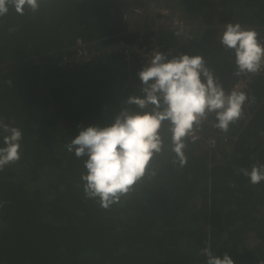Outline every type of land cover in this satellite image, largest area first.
Masks as SVG:
<instances>
[{
    "label": "trees",
    "instance_id": "16d2710c",
    "mask_svg": "<svg viewBox=\"0 0 264 264\" xmlns=\"http://www.w3.org/2000/svg\"><path fill=\"white\" fill-rule=\"evenodd\" d=\"M162 1L190 38L148 29L149 12L123 21L140 0H38L36 12L9 5L0 17V122L23 132L20 161L0 171V264H206V246L234 264H264V181L252 185L239 172L264 164V73L251 75L244 115L227 133L215 114L210 130L197 126L186 165L174 162L165 121L162 153L119 204L105 210L84 196L86 157L65 145L123 108L140 111L125 102L141 95L143 67L113 45L148 46L155 36L162 51L202 56L227 92L249 75H234V51L220 43L225 25L254 29L264 44V0ZM81 46L99 55L63 64Z\"/></svg>",
    "mask_w": 264,
    "mask_h": 264
},
{
    "label": "clouds",
    "instance_id": "9594fccd",
    "mask_svg": "<svg viewBox=\"0 0 264 264\" xmlns=\"http://www.w3.org/2000/svg\"><path fill=\"white\" fill-rule=\"evenodd\" d=\"M9 5L21 15L26 7L32 12L39 9L38 0H0V17L8 13ZM258 36L254 29H246L239 23L225 25L220 43L226 50L234 51L235 76L257 74L264 66V44ZM137 75L141 95L129 96L125 103L140 111L123 108L110 125L82 128L65 145L77 158L86 157V173L81 174L84 196L97 200L105 210L119 204L121 197L145 176L154 156L162 153L161 128L165 121L170 125L174 162L183 167L187 163L186 140L197 126L214 113V127L227 133L230 125L243 117L244 105L249 100L244 91L226 92L200 55L185 53L169 58L166 53L154 51ZM8 83L11 85V81ZM0 132L3 134L0 171H3L20 161L23 132L3 122ZM239 172L252 185L264 181V164H253L250 171L240 168ZM201 255L206 257V264H234L227 253L223 258L214 255L210 246L201 249Z\"/></svg>",
    "mask_w": 264,
    "mask_h": 264
},
{
    "label": "built area",
    "instance_id": "2783aa9c",
    "mask_svg": "<svg viewBox=\"0 0 264 264\" xmlns=\"http://www.w3.org/2000/svg\"><path fill=\"white\" fill-rule=\"evenodd\" d=\"M162 2V5L160 3ZM140 6H128L127 8L123 9L121 13V17L123 21H131L132 19H135L139 16H144L145 12H149L151 15H149L147 18L150 22H152L153 26L151 28L152 31L157 32L160 29H173L176 30L178 35L180 36V39L186 40L187 38H190L186 31H188V28H186L183 24V22L178 19L177 13L174 10H171L169 7H164L163 1L160 0V2H154L152 0H140ZM140 27V26H139ZM134 29V27H133ZM135 32H145L143 30V27H140L138 30L134 29ZM154 37H150L151 43L148 46L144 45H138L136 43L133 44H125L122 42H119L112 46L113 52L121 55L125 60H137L142 67L146 66L148 60L151 57V54L154 51H159L162 53H166L169 58L173 56H179L180 53H175L172 48L166 49L162 51V46L157 45L154 41ZM99 52H94L93 50H87L84 47H79L78 51L72 55L69 59L65 60L63 64H68L69 67H72L73 65H80L85 64L91 60L92 57L98 56ZM264 73V66H262V69L257 74ZM249 76L245 78H240L237 81H235L229 90L227 92L232 91L233 89H236L238 91H245L248 87V84L250 82L251 75L254 76V74H248ZM214 113H210L206 120H204L201 125H203L205 128L210 130L212 128V116ZM200 136H198L197 132L194 130L193 134L187 138V140L190 143H195L199 140ZM207 144L209 147L214 145V140L212 137H209L207 140Z\"/></svg>",
    "mask_w": 264,
    "mask_h": 264
},
{
    "label": "rangeland",
    "instance_id": "374dc122",
    "mask_svg": "<svg viewBox=\"0 0 264 264\" xmlns=\"http://www.w3.org/2000/svg\"><path fill=\"white\" fill-rule=\"evenodd\" d=\"M149 27H148V29H151L152 28V26H153V24H152V22H149V25H148ZM135 29V28H134ZM160 30H162V29H160ZM175 32H173L172 34L175 36L176 35V37H178V34L176 33L177 31L176 30H174Z\"/></svg>",
    "mask_w": 264,
    "mask_h": 264
}]
</instances>
